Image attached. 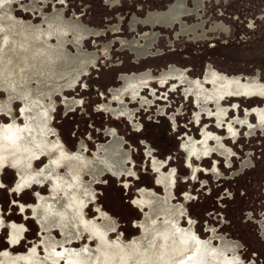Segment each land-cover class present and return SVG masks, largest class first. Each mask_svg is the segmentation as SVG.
Returning <instances> with one entry per match:
<instances>
[{"label": "rangeland", "instance_id": "374dc122", "mask_svg": "<svg viewBox=\"0 0 264 264\" xmlns=\"http://www.w3.org/2000/svg\"><path fill=\"white\" fill-rule=\"evenodd\" d=\"M216 2L189 18L191 26L205 17L207 33L196 37L179 24L143 22L146 4L121 17L123 0H0V69L21 67L53 46L76 53L70 31L63 49L57 46V16L67 28L81 22L102 32L82 41L81 52L97 62L72 88L19 102L0 93V217L7 221L0 218V228L8 225L17 238L19 225L26 227L14 246L7 243L10 232L0 230V264H71L87 257L99 264L102 245L142 246L149 236L159 249L156 264H167L168 250L188 258L222 243L228 246L223 255L210 252L221 264H264V0ZM188 4L194 7L193 0ZM165 10L153 6L151 14ZM151 36L158 37L151 56L138 62L131 49ZM208 67L218 77L206 74ZM223 76L245 80L234 84ZM255 76L259 85L249 86L247 77ZM156 90L167 100L156 103ZM159 103L166 108L153 106ZM33 110L61 146L29 168L30 177L44 174V184L24 186L13 161L16 141L33 128L27 117ZM109 131L124 142L122 157L114 155ZM119 164L131 173L115 175ZM13 187L29 189L13 194Z\"/></svg>", "mask_w": 264, "mask_h": 264}, {"label": "bare ground", "instance_id": "6f19581e", "mask_svg": "<svg viewBox=\"0 0 264 264\" xmlns=\"http://www.w3.org/2000/svg\"><path fill=\"white\" fill-rule=\"evenodd\" d=\"M202 1H205V0H196L195 4L201 5ZM155 14L156 13H152V15H155ZM151 25L153 27L156 25L163 26L160 24H155V25L151 24ZM174 25H171L168 27L174 28L175 27ZM59 27L61 28L60 30L62 31L58 32L57 46L60 43L64 42V39L68 37L69 31H70L78 39L77 43H75V41L72 42L73 46L78 48V51L74 53L73 55H69L62 50H57L56 46H53L52 48L50 47L51 49L41 50V52H38L36 56L32 57V59L27 64H24L21 67L15 66V67H10V68L0 69V93L1 91L6 90L8 94H10L9 96L13 98V100H16L18 102L19 100H17V98H25L30 94H32L33 96L42 98L44 97L43 93H45L47 94V97L49 96L52 97L57 92L62 91L64 88H69V89L72 88L76 80L84 76L86 71L90 67L94 66L93 64L97 62V58L93 55H87L81 52V48H82L81 41L82 39H84L83 37L86 35V33L84 34V31L81 29V27L77 24L67 29L64 26H59ZM180 27L183 32L190 33V34L193 33L196 37L199 36L197 33L198 28H202L201 25L189 27L186 24L181 25ZM10 31H7V32L9 33V38H12ZM89 33H90V36H93L94 34H97V33L101 34L102 32L97 29H90ZM150 38L151 39L145 44V46L138 45L135 48V53L138 59L149 56V53H150L149 49L150 47L153 46L154 40H157L158 37L151 36ZM59 49H63V46L59 45ZM8 55H11V54H8ZM173 72L179 73L177 71H173ZM208 72H212V74L216 76L218 75V73H216L211 67L209 68ZM223 79L227 82L236 83V82H239L240 77L229 78V77L223 76ZM192 81L195 82L196 80H192ZM132 82H137V81H132ZM251 82L255 84H259V80L257 77L252 78ZM128 87H125V90L120 93L122 97L127 93V91H129V89H127ZM180 87L181 86H179L178 88ZM134 92L135 91H130L131 94H133ZM165 100L167 99H163V101ZM21 104L23 103L21 102ZM1 105L2 104L0 101V107ZM141 110L146 111V110H143V108ZM27 117L30 119L33 128L28 129L22 135V137L16 141L17 152L19 153L13 162L16 166V171L20 174V178L24 182L23 183L24 186L27 184L40 185V184H44L43 183L45 180L44 174H39L34 177H30L29 168L32 165L33 160L36 159L37 157L43 158L45 157V155L51 156L52 154L56 153L61 146V142L59 140L58 141L52 140L49 134L43 132V129L44 127L47 126V123L44 120V118L40 114H38L36 111L33 110L32 113H29L27 115ZM208 119H211V118H208ZM109 134L113 136V140H114L113 144H115V148L117 144V149H115L116 153L114 155L122 157V153H121L122 151L120 149L121 144H119L121 139H117L113 131H109ZM121 142L124 143L123 141ZM109 152L110 151H108V154ZM217 155L220 156L219 154ZM56 163L57 162H55V164ZM119 165L120 167H117L113 170V173H115V175L121 178L123 175L127 173H131L130 170H127V168L123 167V164H119ZM151 166H152V163H151ZM164 166H166V161L164 162ZM49 171L50 170H48L47 173H49ZM97 171L94 168H92L93 175L97 173ZM152 171H154L153 166H152ZM187 180L188 178L185 181ZM155 182L157 183V181ZM0 187H2L1 181H0ZM181 256L182 257L185 256L184 252L181 254ZM186 259H188L189 261L195 264H220L219 262L214 261L213 258L210 256V251L205 250L204 248L198 249L193 254V256H190ZM71 264H96V262H95V258L87 257L83 259H78V258L76 260L74 259V262Z\"/></svg>", "mask_w": 264, "mask_h": 264}, {"label": "snow or ice", "instance_id": "6c2138e0", "mask_svg": "<svg viewBox=\"0 0 264 264\" xmlns=\"http://www.w3.org/2000/svg\"><path fill=\"white\" fill-rule=\"evenodd\" d=\"M145 4L148 6L149 14L143 22L153 25L160 24L166 27L174 24L184 25L191 23L189 18L199 16V12L189 9L187 0H123L121 5L123 11L118 14L123 17L126 13H134L137 8ZM125 5H127V7H125ZM153 6L158 8L165 7L167 10L164 12H156L155 15H152ZM199 7L200 5L197 4L196 8ZM113 14L116 15L117 13L114 12ZM140 15H144V13L141 12ZM125 30H127V27ZM5 211H7V208H5ZM5 235H7V232ZM252 255H255V253L253 252ZM250 264H252L251 261Z\"/></svg>", "mask_w": 264, "mask_h": 264}, {"label": "flooded vegetation", "instance_id": "af4514ba", "mask_svg": "<svg viewBox=\"0 0 264 264\" xmlns=\"http://www.w3.org/2000/svg\"><path fill=\"white\" fill-rule=\"evenodd\" d=\"M195 1L196 0H193V3H194V7H191V6H189V4H188V7H189V9H191V10H193V11H197V12H199V16H200V11L201 10H203L204 8H205V3L206 2H209V1H217L216 3H218L219 1H223V0H205V1H202V4L200 5V7L199 8H196V4H195ZM187 3H188V0H187ZM201 9V10H200ZM167 10V9H166ZM165 10V11H166ZM205 11V10H204ZM203 11V12H204ZM157 12H159V11H157ZM161 12H164V11H161ZM154 13H156V12H154ZM202 18H204L203 20L201 19L200 20V23H197V24H194V25H191V26H189L188 24H186L187 26H189V27H194V26H196V25H198V26H202V28H198V35H199V33L202 31V33H203V36L207 33L206 32V30H205V23H206V21H205V17L202 15ZM202 21H204L203 23H202ZM217 22H221V21H219V19L217 20V21H215L213 24H215V23H217ZM223 22V21H222ZM77 25H79L80 27H81V29L84 31V34L86 33V35L83 37L84 39H89L91 36H90V33H89V31H90V29H94V28H91V27H86V26H83L82 24H81V22H77L76 23ZM135 24V26H136V22L134 23ZM175 25H177V24H175ZM174 25V26H175ZM180 26H181V24H179ZM59 26H64L66 29H67V27L65 26V24H62V22H61V19H60V17H58L57 16V18L55 19V21L52 23V35L53 36H55L56 35V40H57V36H58V32L59 31H62V30H60L61 28L59 27ZM153 27V26H152ZM168 28V29H172V28H169V27H165V26H154L153 28ZM177 29H179V27L177 26ZM70 33V32H69ZM88 34V35H87ZM193 34V33H192ZM191 34V35H192ZM70 37H72V39H70V46H72L73 47V41H75V43H77L78 42V39L73 35V34H71V36ZM84 39H82V41L84 40ZM151 39V38H150ZM150 39H148L147 41H146V43L150 40ZM176 39V38H175ZM82 41H81V44H82ZM116 43H118V41H116ZM145 43V44H146ZM126 43L124 42L123 43V47H126ZM154 45V44H153ZM138 46V45H137ZM137 46H133V48L131 49L132 50V52H133V54H135L136 55V53H135V48L137 47ZM153 47V46H152ZM155 47H156V43H155ZM42 48V47H41ZM44 48V47H43ZM107 48V47H106ZM151 48V47H150ZM150 50V49H149ZM151 56V52L149 53V56L148 57H150ZM148 57H143V58H141L142 60H144V59H147ZM156 57V56H155ZM141 59H139V60H137L138 62L139 61H142ZM134 60H135V58H134ZM136 62V61H135ZM172 64V63H171ZM171 64H169V65H167L165 68H167L168 66H170ZM94 66H92V67H90V68H93ZM164 68V69H165ZM213 69V68H212ZM146 70H151L152 72H154L155 74H158V73H160L162 70H160L158 73H156L155 71H153L152 69H146ZM174 69H171L170 71L172 72ZM187 70V69H186ZM145 71V70H144ZM189 71L190 70H187V72H188V74H189ZM208 71H209V67H208ZM207 71V73L206 74H208V73H210V72H208ZM178 72H181V70H178ZM169 73V72H168ZM146 74H148V73H146ZM202 74H203V72H202ZM137 77L138 76H136L135 78L137 79ZM214 77H216V75H214ZM218 77V76H217ZM238 77H240V80H239V82H241L242 80H243V82H244V77H241V76H238ZM256 77V76H255ZM252 78H254V77H247V82L246 83H248L249 84V86H257V85H259V84H255V83H253V82H251V79ZM258 78V80H259V77H257ZM119 81V80H118ZM260 81V80H259ZM119 83H120V81H119ZM234 84H235V82H233ZM238 83V82H237ZM174 85H177V84H175V83H173V85L171 84L170 85V87H171V91H172V87L174 86ZM169 86V84L168 85H166L165 87H168ZM78 87V86H77ZM165 87H163V88H165ZM177 91H178V88L176 89ZM109 94V93H108ZM156 94H158V98H159V91L158 90H156ZM148 96H151V94L149 93L148 94ZM152 97V96H151ZM185 97V96H184ZM189 99V98H188ZM192 99V98H191ZM159 101H163V99H161V98H159L158 100H156V103L157 102H159ZM192 101H193V99H192ZM194 102V101H193ZM225 102V100L223 101V103ZM195 104V103H194ZM155 108H157L158 109V107H160V106H164V104L163 105H161V103H159V104H156V106H155V104L153 105ZM233 106H234V104H230V108L233 110ZM165 107V106H164ZM195 107H196V104H195ZM166 108V107H165ZM196 109V108H195ZM213 110H215V109H213ZM166 111H167V109H166ZM168 115L169 116H172V115H175L174 113L172 114V113H170V112H168ZM164 117V116H163ZM165 117H166V115H165ZM168 117V116H167ZM177 117V116H176ZM217 126V125H216ZM76 149V148H75ZM223 245H222V248L220 247V248H217V247H215L214 245H212V246H208L207 247V250L208 251H215V252H218V253H220V255H223L224 254V251L225 250H227V248H228V246L226 245V243H222ZM226 247V248H225ZM211 254V253H210ZM214 261H217V260H215V259H213ZM218 262V261H217ZM220 263V262H219ZM221 264V263H220Z\"/></svg>", "mask_w": 264, "mask_h": 264}, {"label": "clouds", "instance_id": "9594fccd", "mask_svg": "<svg viewBox=\"0 0 264 264\" xmlns=\"http://www.w3.org/2000/svg\"><path fill=\"white\" fill-rule=\"evenodd\" d=\"M259 123L264 125V115H261ZM248 126L254 127L253 125ZM229 131H231V128H229ZM204 155H207V152ZM150 241L151 237L149 236L148 242L142 246H129L123 249L116 246L109 248L107 245H102L99 264H156L159 249L158 247L154 249Z\"/></svg>", "mask_w": 264, "mask_h": 264}, {"label": "crops", "instance_id": "0c3cea01", "mask_svg": "<svg viewBox=\"0 0 264 264\" xmlns=\"http://www.w3.org/2000/svg\"><path fill=\"white\" fill-rule=\"evenodd\" d=\"M205 67H207V66H205ZM206 70V69H205ZM205 70H203V76L202 77H204V71ZM230 90H232V89H230ZM245 92L244 93H246V94H250V93H253L252 91H250V90H247V89H245L244 90ZM150 92V91H149ZM230 93H231V91H230ZM151 94V93H150ZM231 95V94H230ZM230 95H228L225 99H228V98H231L230 97ZM242 95V94H241ZM139 104V103H138ZM137 104V105H138ZM148 158V157H147ZM148 161H149V159H148ZM247 162V161H246ZM188 168H191V167H188ZM157 173H159L158 171H157ZM156 181H157V183H160L159 182V178L158 179H156ZM186 183L187 182H191L190 180L189 181H185ZM156 183V182H155ZM175 183H177L176 182V180H175ZM175 183H174V185H175ZM0 188H2V187H0ZM27 189H29V188H25V189H23V190H21V191H18V190H16L14 187L13 188H11L10 189V191L11 192H13V194H18V193H22L23 191L25 192ZM174 189V188H173ZM38 203V202H37ZM36 203V204H37ZM12 206H14V207H23V206H25V205H23V204H20V206H18L15 202L12 204ZM21 207V208H22ZM0 209H1V207H0ZM23 210L24 211H27V210H29V208L27 207V206H25V207H23ZM32 213H33V210H32ZM34 214V213H33ZM34 216V215H33ZM2 220H4V221H6L4 218H2V217H0ZM35 219H36V217H34ZM38 221V220H37ZM7 222V221H6ZM8 223H13V224H16V223H14V222H8ZM38 223H39V221H38ZM19 225V224H18ZM40 225V224H39ZM20 227H24L23 228V230H22V232H20L19 234V236L16 238L14 235H16V234H14L13 232H12V229H10L9 227H8V225H5V226H3V227H1L0 228V230L1 229H3V228H5V229H7L9 232H10V234L8 235V237H9V241L7 242L8 244H11V245H16L17 243H19L20 241H21V239L22 238H24V234H25V231H26V227L24 226V225H19ZM41 227V226H40ZM17 236V235H16ZM42 247L44 248V246L42 245ZM35 250H36V252L38 253V250H37V246L35 247ZM6 253V252H5Z\"/></svg>", "mask_w": 264, "mask_h": 264}, {"label": "water", "instance_id": "95a60500", "mask_svg": "<svg viewBox=\"0 0 264 264\" xmlns=\"http://www.w3.org/2000/svg\"><path fill=\"white\" fill-rule=\"evenodd\" d=\"M167 264H195L188 259L176 254L175 252L168 250Z\"/></svg>", "mask_w": 264, "mask_h": 264}]
</instances>
